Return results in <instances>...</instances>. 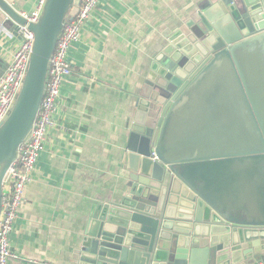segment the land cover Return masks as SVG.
Instances as JSON below:
<instances>
[{"label": "water", "instance_id": "obj_1", "mask_svg": "<svg viewBox=\"0 0 264 264\" xmlns=\"http://www.w3.org/2000/svg\"><path fill=\"white\" fill-rule=\"evenodd\" d=\"M82 0H46L33 51L0 125L5 179L37 121L51 61ZM216 15L165 34L129 119L123 184L86 201L78 264H264V0H218ZM5 27L25 26L0 0Z\"/></svg>", "mask_w": 264, "mask_h": 264}, {"label": "crops", "instance_id": "obj_2", "mask_svg": "<svg viewBox=\"0 0 264 264\" xmlns=\"http://www.w3.org/2000/svg\"><path fill=\"white\" fill-rule=\"evenodd\" d=\"M32 13L38 0H11ZM218 0H102L69 53L74 76L62 100L11 237L10 264H78L88 222L87 199L110 196L123 184L129 119L165 34L202 16ZM0 13V77L19 45Z\"/></svg>", "mask_w": 264, "mask_h": 264}, {"label": "built area", "instance_id": "obj_3", "mask_svg": "<svg viewBox=\"0 0 264 264\" xmlns=\"http://www.w3.org/2000/svg\"><path fill=\"white\" fill-rule=\"evenodd\" d=\"M102 0H82L77 15L68 21L51 61L46 94L28 140L20 147L16 163L9 169L4 186L3 207L0 219V264H10L17 258L11 245V237L25 202V187L32 181L33 172L55 127V117L62 100V89L74 76L69 53L82 39L87 23L93 17ZM46 0H38L32 13L19 12L27 24H15L19 45L11 54L5 73L0 77V125L9 114L26 77L34 45L30 24L39 21ZM54 264V263H41Z\"/></svg>", "mask_w": 264, "mask_h": 264}]
</instances>
